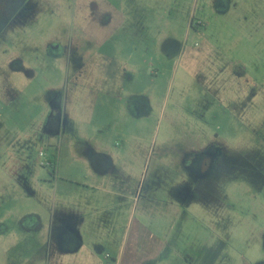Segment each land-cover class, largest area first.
Instances as JSON below:
<instances>
[{"label": "rangeland", "instance_id": "rangeland-1", "mask_svg": "<svg viewBox=\"0 0 264 264\" xmlns=\"http://www.w3.org/2000/svg\"><path fill=\"white\" fill-rule=\"evenodd\" d=\"M102 2L0 0V264H72L69 210L164 202L180 182L225 264H263L264 0H164L111 36ZM137 155L124 200L76 186L90 157Z\"/></svg>", "mask_w": 264, "mask_h": 264}, {"label": "crops", "instance_id": "crops-1", "mask_svg": "<svg viewBox=\"0 0 264 264\" xmlns=\"http://www.w3.org/2000/svg\"><path fill=\"white\" fill-rule=\"evenodd\" d=\"M103 1L102 12L106 16L116 17L115 27L110 31L107 29L103 31V34L109 32L108 35L111 36L124 35L125 32L127 35L129 30L125 29L126 24L137 26L141 19L147 26L154 18L152 13L157 6L155 4L164 0ZM132 11L137 14H133ZM140 12L144 15L140 16ZM192 24L191 27L195 28ZM147 33L148 31L144 35ZM108 41L109 37L103 38L99 46L104 47ZM149 74L157 76L158 72L152 68L146 72V77H149ZM107 80L109 81V78L103 76L100 83L104 85ZM100 148L102 149V146ZM113 156L117 158L118 152ZM149 160L151 159L148 155L129 156L126 163L124 162L126 167L120 168L118 165L120 162L117 160L107 167L103 156L90 157L86 161L89 165L86 177L83 180L77 178L76 186L85 194L101 192L124 200L126 191L127 194H134L129 181L134 179L133 176H138L136 165L143 168V165L149 164ZM171 161L177 164L185 163V159L180 158H172ZM124 163L122 164L125 166ZM155 170L159 169L156 167ZM107 177L110 178L108 184L104 183ZM175 187L180 190L170 193L171 200L166 199L164 202H160V199L152 194L147 198L150 203L140 207L120 203L69 210V237L64 239V243L68 244L70 252H78L71 255L72 264H225L226 259H222L220 246L222 244L223 248H226L230 241L214 235H205L204 230L206 231L207 227L187 206L188 200L186 192H183L185 190H181V182ZM77 220L79 223H76ZM83 226L96 227L98 233L94 238L87 240L80 230ZM227 262L237 264L230 258Z\"/></svg>", "mask_w": 264, "mask_h": 264}, {"label": "trees", "instance_id": "trees-1", "mask_svg": "<svg viewBox=\"0 0 264 264\" xmlns=\"http://www.w3.org/2000/svg\"><path fill=\"white\" fill-rule=\"evenodd\" d=\"M192 25H194V24H192ZM55 166H56V163H55ZM56 168V167H55Z\"/></svg>", "mask_w": 264, "mask_h": 264}]
</instances>
